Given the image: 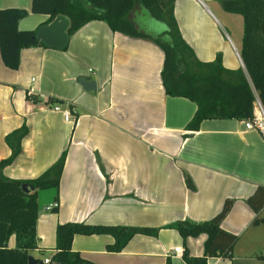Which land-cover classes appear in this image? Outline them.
<instances>
[{"label": "crops", "instance_id": "0c3cea01", "mask_svg": "<svg viewBox=\"0 0 264 264\" xmlns=\"http://www.w3.org/2000/svg\"><path fill=\"white\" fill-rule=\"evenodd\" d=\"M0 7L25 10L19 29H36L48 20V14L30 11V0H0ZM142 8L133 0L126 14L141 30L133 17ZM172 12L197 59L211 61L218 55L224 68L245 74L238 53L241 32L235 28L240 22L242 29L239 13L224 10L220 0H173ZM67 36L62 48L21 47L16 68L0 58V160L11 152L5 135L26 126L20 150L1 174L35 177L66 150L52 199L37 204L27 253L49 258L55 225L82 221L156 231L133 233L118 251L106 247L113 241L110 234L75 233L71 249L83 258L80 264H164L166 259L185 264L173 252L174 247L182 250V239L168 224L205 220L230 198L219 225L237 238L230 256H209L207 263L264 264V224L250 223L254 212L246 202L257 185L264 186L259 130L234 117L204 118L197 129L185 128L195 104L165 93L159 73L162 50L150 37L112 30L103 19H89ZM79 77L93 80L94 88L85 89ZM52 103L68 108L72 120L52 110ZM52 201L57 205L45 209ZM204 238V233L186 237L188 252L200 255ZM24 241L12 232L6 244Z\"/></svg>", "mask_w": 264, "mask_h": 264}, {"label": "trees", "instance_id": "16d2710c", "mask_svg": "<svg viewBox=\"0 0 264 264\" xmlns=\"http://www.w3.org/2000/svg\"><path fill=\"white\" fill-rule=\"evenodd\" d=\"M147 13L164 23L158 34L147 33L126 17L133 0H30V11L48 14V20L56 14L68 18L67 34L72 33L89 19H103L112 30L133 36L152 38L162 50L160 78L165 93L191 99L195 108L185 128L195 130L204 118L234 117L249 118L252 114L254 93L264 108V0H220L224 10L241 15L242 29L239 57L245 74L240 69H227L221 65L219 56L211 61L195 57L185 43L172 12L173 0H139ZM25 14L19 7H0V58L8 68H16L21 47L46 45L35 35V29H19L17 21ZM47 20V21H48ZM57 101L55 98H49ZM26 126L21 125L5 135L11 147L8 157L0 160V264H26L27 247L32 237L33 223L37 212V189L58 186L66 150L42 172L32 178L16 179L1 174V168L9 163L20 150L21 137ZM186 185L192 188L188 176ZM25 183L27 190L21 184ZM254 212L250 223L264 224V186L257 185L246 197ZM230 204L226 198L211 217L201 221L179 219L169 223L177 230L183 243L181 257L185 264H208L207 257L230 256V250L237 235L222 229L219 222ZM156 228L147 226L90 224L82 221H63L55 225L54 252L48 263L80 264L83 258L71 249L75 233H107L113 241L106 247L111 251L120 250L133 233L154 234ZM25 239L21 245L7 246L6 240L12 233ZM204 233L203 251L200 255L188 252L186 237ZM164 264H170L166 259Z\"/></svg>", "mask_w": 264, "mask_h": 264}, {"label": "water", "instance_id": "95a60500", "mask_svg": "<svg viewBox=\"0 0 264 264\" xmlns=\"http://www.w3.org/2000/svg\"><path fill=\"white\" fill-rule=\"evenodd\" d=\"M68 18L64 14H56L48 21L40 24L35 29V35L41 39L46 45L62 48L67 43ZM78 81L85 89H93L95 83L93 80H84L82 77L78 78ZM23 190H27L29 187L25 183L21 184ZM26 264H43L42 260L27 254Z\"/></svg>", "mask_w": 264, "mask_h": 264}, {"label": "built area", "instance_id": "2783aa9c", "mask_svg": "<svg viewBox=\"0 0 264 264\" xmlns=\"http://www.w3.org/2000/svg\"><path fill=\"white\" fill-rule=\"evenodd\" d=\"M49 101V99H47ZM51 109L55 111H59L62 114V117L66 121H71V111L66 107H61L59 103H52ZM244 126L246 128H256L259 130L261 135L264 137V108L257 97V95L254 93V99L252 102V114L249 118L243 119ZM57 205L56 201H52L47 203L44 208L45 209H51ZM173 252L175 254H181V249L179 247H174ZM43 263H48L49 258L46 257L43 260Z\"/></svg>", "mask_w": 264, "mask_h": 264}, {"label": "rangeland", "instance_id": "374dc122", "mask_svg": "<svg viewBox=\"0 0 264 264\" xmlns=\"http://www.w3.org/2000/svg\"><path fill=\"white\" fill-rule=\"evenodd\" d=\"M237 16L240 17L238 14ZM135 23L142 28L145 31L152 32L153 34H158L163 28L164 23L160 20H157L153 17H151L145 9L142 8V10L139 12H136L133 17ZM223 28L229 32L228 26L224 23V21L219 17ZM238 33L241 32V24L240 22L236 24L235 26ZM38 196L36 198L37 204H41L42 202H45V200L52 199V195L54 193L53 187H45L41 189H37ZM264 213L263 210H261V214Z\"/></svg>", "mask_w": 264, "mask_h": 264}]
</instances>
